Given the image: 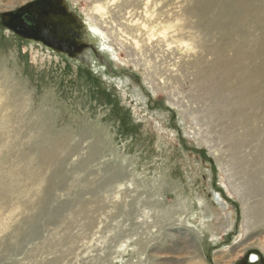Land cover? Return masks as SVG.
I'll return each instance as SVG.
<instances>
[{
  "label": "rangeland",
  "instance_id": "1",
  "mask_svg": "<svg viewBox=\"0 0 264 264\" xmlns=\"http://www.w3.org/2000/svg\"><path fill=\"white\" fill-rule=\"evenodd\" d=\"M31 1L0 0V264H264V42L238 60L233 24L264 0H173L227 31L146 52L118 20L97 68L3 24Z\"/></svg>",
  "mask_w": 264,
  "mask_h": 264
},
{
  "label": "bare ground",
  "instance_id": "2",
  "mask_svg": "<svg viewBox=\"0 0 264 264\" xmlns=\"http://www.w3.org/2000/svg\"><path fill=\"white\" fill-rule=\"evenodd\" d=\"M233 1L231 3H233ZM243 1H245V0H243ZM180 2H181V0L179 1V3ZM18 3L19 2H17V4ZM231 3H230V5H232ZM239 3H241V2H239ZM234 4H235V2H234ZM250 4L246 3L243 6L242 11L244 10V12H246V13L251 12V17L249 18V21H248V22H250V24L252 26L251 29L247 28L244 25L245 23L244 22L242 23L240 20L235 21V19H234L233 20L234 22H233L232 20H230L228 18V20L226 21L227 24L228 23L230 24L233 22L235 28L237 29V31L239 30V33L241 34V35H239V33L237 32L239 36H247L248 37V39H243L242 44L237 46V48H236L237 50H239L238 54L240 52H243L242 54L237 55L238 60L241 59L240 58L241 56L247 58V54L249 53L250 48H251L250 44H249V40H250V37L253 36V33L250 35V33L253 32V28H257L260 31V35L262 34L261 38H259L260 42L258 41L257 45L262 44V42H264V21L261 20V17L262 16L264 17V3H262V2L257 3L256 7H252L251 5H253V4H251V5ZM20 6H21V4L19 3L18 6L13 7V9H17ZM207 6H209V5H207ZM112 7H114V8H112ZM176 7L180 8L181 6H176V2H174L173 0H92L91 6L88 9L89 18L87 20H84L82 23L83 32L86 33L88 40L92 44L99 46V48L101 49V52H103L105 50L108 52H110V51L114 52L116 50V48H115V45L113 43L114 41H113L112 36H111L112 34H110L112 32L113 27L110 25L113 24L116 26V24H115L116 21L120 20L118 23L119 24L118 29L120 31H122L128 38L130 35H133V36L139 35L142 39H137L135 37L134 42H133L134 47L138 48L141 52H143V51L146 52L149 49L148 46L150 47V44L153 42V40H155V37H157L156 43H158V44H165L166 43L168 46V45H170V43H168V38L173 37V36L178 35V34H180V35H185V34H187V35H195V34L210 35V34H213L216 32L224 33L225 31H227V29L224 28L222 16L220 14H218L212 20V22L208 24V22H206L205 16L196 14L195 10L193 11L191 6L186 7V8L181 7L179 9L180 11L179 10L176 11ZM234 8H236V7H234ZM226 10H228V9H226ZM85 11H87V9ZM122 11H124L123 14L121 13ZM225 12H227V11H225ZM225 12L223 11V13H225ZM252 12L255 14H258V15H253ZM213 16H214V14H213ZM228 16H229V14H228ZM240 16H242V14ZM243 17H244V15H243ZM84 19H86V18H84ZM193 19L195 20L194 25L191 24V21H193ZM261 22H263V23L260 24ZM31 40L34 43L43 44L42 42H39L37 40H34V39H31ZM243 44L245 46H243ZM43 45L46 46L45 44H43ZM46 47H48V46H46ZM134 51H135V49H134ZM262 53L264 54V51H262ZM262 53H260V54H262ZM111 54H110V56H111ZM114 54H116V53H114ZM96 61H97L96 58H93L91 63H90V61L88 62L89 66H92L93 68H95V67L97 68ZM252 63H254V61ZM256 74H258L257 70L253 71L249 66H247L245 69V76H246L247 80H244V84L245 85L248 84L249 80L254 78ZM246 91H247L246 94H244L245 90L242 91V97H241L242 103L246 102L247 100L251 101V97H253V96H251L252 94L249 93L248 89H246ZM223 183L225 186H227L224 181H223ZM214 200H215L216 205L218 204L221 208L218 214H220L221 217L223 215H225L226 222L228 224L233 222V219H234L233 215L230 212L229 205L224 201V199H222V197L218 193H216L214 195ZM254 213L257 216H259L258 218H261L260 216H262L264 214V208H261V207L256 208V209H254ZM248 226L249 225H246V227H244V230L249 228ZM249 257H250L248 259L249 264H257L259 262L258 258H256L255 255H253V256L250 255Z\"/></svg>",
  "mask_w": 264,
  "mask_h": 264
},
{
  "label": "flooded vegetation",
  "instance_id": "3",
  "mask_svg": "<svg viewBox=\"0 0 264 264\" xmlns=\"http://www.w3.org/2000/svg\"><path fill=\"white\" fill-rule=\"evenodd\" d=\"M33 1L35 0L28 2L19 10H15L21 20L18 34L22 35V32H27V29L29 31V24L31 23L29 21V13H35V19L40 21L44 28L53 33L52 38L49 39L51 36L48 37L50 43L53 44L49 48L53 51L61 52L79 64L91 68L93 67L89 66L88 62L90 61L91 63L93 58L97 60V67H99L101 62L105 61L101 56L99 46L92 44L88 40L86 33L83 32L82 22L67 9L64 0H48L43 5L32 4ZM26 37L29 38V36ZM239 264H249L248 258Z\"/></svg>",
  "mask_w": 264,
  "mask_h": 264
},
{
  "label": "water",
  "instance_id": "4",
  "mask_svg": "<svg viewBox=\"0 0 264 264\" xmlns=\"http://www.w3.org/2000/svg\"><path fill=\"white\" fill-rule=\"evenodd\" d=\"M47 1L48 0H35L32 4L43 5ZM29 15V21L31 22L29 24V31L27 29V32H22V35L29 36L31 39L40 41L46 46L51 47L53 44L50 43L48 37L51 36L49 39L52 38V31L44 28L42 23L35 19V13H29ZM20 23L21 20L19 19L18 12L16 11L10 12V15L3 19V24L17 33L19 32L18 27L20 26Z\"/></svg>",
  "mask_w": 264,
  "mask_h": 264
}]
</instances>
